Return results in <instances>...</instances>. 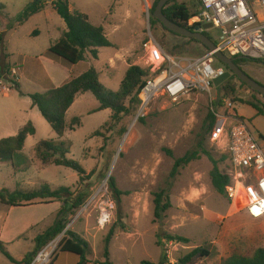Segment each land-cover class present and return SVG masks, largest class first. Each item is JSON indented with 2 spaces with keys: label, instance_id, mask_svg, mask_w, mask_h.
<instances>
[{
  "label": "rangeland",
  "instance_id": "rangeland-1",
  "mask_svg": "<svg viewBox=\"0 0 264 264\" xmlns=\"http://www.w3.org/2000/svg\"><path fill=\"white\" fill-rule=\"evenodd\" d=\"M67 1L74 9L86 14L92 24L102 26L106 37L114 45L113 49H100L98 60L87 61V68L94 67L102 72L100 81L111 91L118 90L127 67L137 65L148 68L152 52L151 48H147L150 42L182 58H199L206 53V49L200 43L175 36L160 24H150L156 0ZM194 1L175 0L174 3L187 4L190 10L195 11L192 9ZM20 6L16 1L7 5L5 10L0 9V27L12 24L16 28V18L12 17L20 10ZM46 13L47 21L51 23L50 27L56 25V21L63 23V20L51 10H47ZM37 21L30 20L18 27L10 42L8 39L13 32L10 26L8 30L0 31V62L3 52L9 54L6 65L9 64L10 68L16 67L20 60H25L19 91L9 81L3 80V86L9 89V92L6 96L0 91V140L14 136L21 126L32 122L33 118L36 133L26 140L24 151L20 154L22 157L27 158L26 160L33 158V146L40 141L51 140L55 143L69 144L68 158L78 162L85 171L91 170L90 179L87 180L85 177L79 181V176L70 169L57 166L42 168L35 162L24 174L16 176V183L24 190L39 188L47 182L52 184V189L67 187L71 193L85 194L87 202L103 185L106 186L115 204L109 225L99 230L93 224L92 220L96 217L94 204L81 214L86 202L69 216L66 223L65 229L73 231L74 224L71 226L68 224L79 214L76 219L84 220V226L89 227L95 234L91 242L94 249L91 258L101 256L105 238L111 230L112 238L116 233V236L111 238L109 247L110 261L113 264H139L148 258L156 259L160 256V248L157 245L160 243L164 254L163 243L167 241V237H182L188 240V243L174 242L173 247L169 248L171 258L176 261L198 247L209 251L208 258L201 261L203 258L195 257L192 264H220L221 260L230 254L226 251L227 245H235L238 237L264 239V216L257 219L249 215L244 206L241 188L234 203L213 189L210 180L213 166L205 154H209L217 161L221 172L231 174L229 162L223 155L226 153L225 150L217 148L207 138L209 127L207 114L220 99L236 102L232 112L242 116L255 141L264 151L262 139L264 117H256L254 111L246 105L249 102L264 104L263 97L241 85L236 79H232L226 89L222 88V84L218 87L212 86L209 93L190 92L177 102L156 99L149 106L146 116L135 123L133 106L127 103L130 113L123 116L119 123L110 122L99 131V136L94 137L92 134L107 122L110 111L89 114L98 104L91 93H86L76 100L66 115L67 122L73 117H79L80 126L58 138L39 111L32 107L30 99L25 94L40 93L43 90V86L35 82L41 75L42 68L35 65L41 59L39 54L42 52H38L47 46L51 33L43 22ZM208 35L215 41L218 33L210 29ZM22 48L27 49L29 53H24L26 50L21 51ZM115 52L119 53L121 58L118 64H115L113 76L104 69V65L107 63L108 66L111 65L108 60ZM153 56L155 57L154 53ZM42 58H45L44 55ZM213 67L223 66L214 59ZM82 68L83 64L78 69ZM223 69L225 70L224 67ZM240 69L264 86V62L261 64L249 61L241 64ZM231 87L234 88V93L230 92ZM46 88L50 87L47 85ZM106 133H109V137H106ZM193 151L199 153V158L185 166H179L173 172L175 161ZM13 170L10 163L5 162V165L0 163V196L13 189L11 186ZM109 178L114 180L116 188L121 192L118 200L114 199L109 191ZM160 191L166 192L170 207L161 213L159 219H155L154 194ZM165 196L161 205L166 203ZM2 203L10 207L0 199V204ZM8 208L0 206V224L8 226L9 232L17 231V228L28 222L39 223L38 227L34 228L35 231L41 226L54 223L56 218L53 219L51 216L53 206L15 208L9 211ZM87 216L90 217L85 218ZM33 231L28 232V235L31 236ZM157 239L160 241L155 245ZM29 244L26 240H20L5 248L12 257L20 259L31 250L28 248ZM221 248L226 249L222 251ZM56 256L58 251L50 262ZM67 256L69 258L59 257L56 264H71L70 258L74 261V256ZM0 264L12 263L0 253Z\"/></svg>",
  "mask_w": 264,
  "mask_h": 264
},
{
  "label": "trees",
  "instance_id": "trees-1",
  "mask_svg": "<svg viewBox=\"0 0 264 264\" xmlns=\"http://www.w3.org/2000/svg\"><path fill=\"white\" fill-rule=\"evenodd\" d=\"M157 2L158 0L155 1L153 10ZM174 2L175 0H171L165 5L163 8L164 16L181 27L193 30V27L187 26V22L199 12L200 0H195L192 4V9H195V11L190 10L187 4H176ZM48 3L52 6L56 14L64 21L66 31L56 43L49 47L46 56L59 59L66 65L74 66L85 60L86 52L89 53L92 59L96 60L98 59L99 49L113 48V45L107 39L103 28L100 26H94L86 14L72 9L67 0H29L22 12L16 17V23L18 25L24 24L30 17L44 9ZM0 9H3L2 5H0ZM150 24L155 25L160 23L152 17ZM204 34L211 39L207 32H204ZM188 40L196 42L193 39ZM170 55L175 54L172 52ZM249 61L251 60L237 58L235 64L240 68L241 64ZM257 63L262 64V62ZM150 68V66H148L147 69L137 65L129 66L120 82L119 89L114 92L102 85L99 80V73L91 67L79 76L72 78L61 87L50 89L44 93L29 94L28 98L32 103V107H35L39 111L42 118L47 122L52 131L58 137H62L67 129L65 122L66 111L73 104L74 99L78 94L89 92L99 104L97 111L110 110L111 112L110 121L104 126L106 127L110 122L119 123L123 116L130 113L127 103L133 106V114L135 115L139 102L137 99V92L144 85L146 79L151 75ZM225 70H227V68H225ZM232 79L237 80L235 76H231L227 82L225 81L222 83V88L226 89L229 85V81ZM12 83L17 87L16 81L13 80ZM239 83L245 86L243 83ZM229 90L231 93H234L235 91L233 87ZM231 102L236 103L234 101ZM220 103L221 99L218 100L215 105H219ZM246 105L254 110L256 117H264V104L249 102L246 103ZM77 121V119H72L71 126ZM207 121H209L207 132V138L209 140V132L214 121L211 112L207 114ZM34 133L35 130L29 122L17 133L16 136L1 139L0 163H10L15 170H18L20 166L26 168L29 165V162L20 154L26 138L34 135ZM93 135L99 136L100 133L99 131H96ZM262 139H264V137H262ZM69 148V144L42 141L35 146L34 152L36 159L44 166L54 165L70 169L79 176L80 181L85 177L87 180L90 179L92 175L91 172L86 175V172L78 162L68 158L70 153ZM205 154L213 166L210 172V180L213 189L217 194L221 196L224 195L227 198L226 188L233 180L232 167L229 163V167L232 171L231 174L221 172L218 169L217 161H215L209 154ZM223 155L227 159V155ZM198 158L199 153L197 151L187 153L185 156L175 161L173 172H175L176 168L179 166H185ZM108 188L112 197L118 200L121 192L116 188L112 178L108 179ZM165 194V191H160L159 193L154 194L153 216L155 219H159L161 213L170 207L168 196L166 197ZM164 196L166 198V203L161 205ZM86 198L87 196L85 194L71 193L69 188L60 187L56 190H51L48 185H43L36 190L22 191L20 189H15L13 192H4L3 196H0V199L10 207H26L35 204V201H39L41 204L57 201L61 202L62 206L58 211L52 226L34 238L33 250L27 253L21 262L15 261L2 243H0V253L12 264H32L37 254L65 230L68 217L73 215L74 212L86 202ZM112 235L113 232L111 230L105 238L103 248L104 261L101 264H112L109 260L108 249ZM166 240L177 243H188V240L182 237H167ZM158 246H160V243H158ZM57 251L58 254L65 253L77 257L79 260L76 264H86V256L88 252H90L87 242L78 234L69 230L64 233ZM209 256L210 253L206 248L198 247L193 249L183 258L179 259L177 263L192 264L195 257L207 258ZM56 258L57 256L48 264H53ZM166 262V257L163 256L161 264H166ZM140 264L153 263L142 261ZM220 264H264V249L258 248L250 257L232 254Z\"/></svg>",
  "mask_w": 264,
  "mask_h": 264
},
{
  "label": "built area",
  "instance_id": "built-area-1",
  "mask_svg": "<svg viewBox=\"0 0 264 264\" xmlns=\"http://www.w3.org/2000/svg\"><path fill=\"white\" fill-rule=\"evenodd\" d=\"M208 24L218 33L213 41L216 51L230 59L264 62V0H200V10L188 20L187 26L208 33L210 29L202 30V26ZM147 48L152 49L149 58L151 63L148 65L151 75L137 92L139 102L134 123L146 116L149 106L156 99L177 102L190 92L209 93L213 80L225 71L223 67H213V52L206 51L199 58H182L166 53L153 42ZM18 74V66L10 68L5 78H0V90L8 92L3 80L13 85L12 81L17 80ZM233 107L234 103L229 99H221L219 105L212 107L214 121L209 142L225 150L233 170V180L226 188L227 199L234 203L241 188L247 212L251 217L259 218L264 216V151L255 141L244 119L232 112ZM91 204L95 205L96 227L103 230L110 224L115 210L114 201L105 185L84 204L81 214ZM77 217L79 214L68 226L74 224ZM66 231L48 243L32 264H48ZM173 243H163L167 264H178L171 258L169 251Z\"/></svg>",
  "mask_w": 264,
  "mask_h": 264
},
{
  "label": "crops",
  "instance_id": "crops-1",
  "mask_svg": "<svg viewBox=\"0 0 264 264\" xmlns=\"http://www.w3.org/2000/svg\"><path fill=\"white\" fill-rule=\"evenodd\" d=\"M16 1H18L19 3H20V10L15 14V16H13L12 18H16L21 12H22V10L24 9V7L28 4V2H29V0H0V5H2L3 6V9L5 10V8H6V6L7 5H9V4H11V3H13V2H16ZM70 5V4H69ZM70 7L72 8V9H74L71 5H70ZM47 10H51L54 14H56V12L53 10V8H52V6L48 3L47 4V6H45L44 7V9H42L39 13H37V14H35L34 16H32V17H30L25 23H27V22H29L30 20H38L37 22H43V24H44V26L47 28L48 27V30H49V32L51 33V38L49 39V43L47 44V46L45 47V48H43V50L42 51H39L38 53H41V54H39V58L41 57V59H40V61L38 60V62H37V64L35 65V67H38V68H42V70H41V75H39V77L38 78H36V80H35V82L36 83H40L42 86H43V90H42V92H40V93H44V92H46V91H48V90H50V89H53V88H58V87H61L62 85H64V84H66L68 81H70L72 78H75V77H77V76H79L80 74H82L83 72H85V71H87L89 68H91V67H89V68H87V61L88 60H90V59H92L91 57H90V55H89V53L88 52H86V54H85V60L84 61H82V62H80V63H78V64H76V65H74V66H70V65H66L65 63H63L61 60H59V59H55V58H51V57H48V56H46V52H47V50L49 49V47L51 46V45H53L54 43H56L60 38H61V36H62V34L66 31V25H65V23H64V21H63V23H59L58 21H56V25H54L53 27H50V25H51V23H49L47 20ZM74 10H76V9H74ZM76 11H78V10H76ZM80 12V11H79ZM82 13V12H81ZM58 16V15H57ZM59 17V16H58ZM35 18H37V19H35ZM89 18V17H88ZM62 20V19H61ZM90 20V19H89ZM9 21H11L10 19H9ZM91 22V21H90ZM24 23V24H25ZM24 24H22V25H24ZM22 25H18L17 23H16V28H14V26L12 25V24H10L9 26H10V28H11V30H13V32L10 34V37H9V39H8V42H10L11 41V39L13 38V36H15V34H16V32H17V30H18V27H20V26H22ZM94 25V24H93ZM9 26H5V27H0V31H4V30H8V27ZM94 26H96V25H94ZM100 27H102V26H100ZM103 28V27H102ZM104 30V29H103ZM105 33V32H104ZM106 35V34H105ZM108 39V38H107ZM112 44V43H111ZM113 45V44H112ZM113 47H114V45H113ZM8 49L10 50V48H9V46H8ZM111 49H113V48H111ZM24 50H26V51H24ZM100 50V49H99ZM14 51V50H13ZM21 51H24V53H29V51L27 50V49H25V48H22L21 49ZM12 53H14V52H12ZM12 53H10V54H12ZM8 55L9 54H5V52H3V54H2V60H1V62H0V78H5V74L8 72V70L10 69V67H9V64H8V66L6 65V59H7V57H8ZM42 55H44V57L45 58H42ZM35 57L37 58V56H36V54H35ZM98 57H99V53H98ZM119 58H121V55L119 54V53H117V52H115L114 54H113V56H112V58H109V60H108V62H111V65L110 66H108V64L109 63H107V64H105L104 65V69L105 70H107L109 73H111L113 76H114V74H115V72H114V70H115V64L117 63L118 64V61H119ZM92 60H95V59H92ZM96 60H98V59H96ZM42 62H44V63H42ZM9 63V62H8ZM19 64L17 65L18 67H19V74H21V76L20 75H18L17 76V80H16V84H17V87H15L14 86V84H13V86H14V88L15 89H18V91H19V83H20V77H23V71L25 70V60H20L19 62H18ZM81 64H83V66H84V68H82V69H78L79 68V66L81 65ZM92 68H94V67H92ZM129 67H127L126 68V70L128 69ZM95 69V68H94ZM55 70V71H54ZM98 73H99V80H100V77H101V74H102V72H100V71H98L97 69H95ZM126 70L124 71V74H125V72H126ZM7 71V72H6ZM5 73V74H4ZM124 74H123V76H124ZM122 79H123V77H122ZM121 79V80H122ZM8 81V80H7ZM101 82V81H100ZM121 82V81H120ZM47 85H48V87H50V88H46L47 87ZM103 85V84H102ZM119 86H120V84H119ZM106 88V87H105ZM119 89V88H118ZM1 91V90H0ZM2 92H4V91H2ZM9 92V91H8ZM8 92H4L5 93V95L7 96V93ZM87 93H89V92H87ZM26 95H27V97H28V95L29 94H34V93H30V92H26L25 93ZM84 94H86V93H84ZM84 94H78L76 97H75V99H74V102H73V104L70 106V108L66 111V113H65V122H66V125H67V129H66V131L64 132V134L67 132V131H72V130H74V129H76L77 127H79L80 126V124H81V120H80V118L79 117H73L72 119H77L78 121L75 123V124H73V126H71V121H72V119L69 121V122H67L66 121V115H67V113L71 110V108L75 105V103H76V100L79 98V97H81V96H83ZM97 104H98V102H97ZM31 105H32V103H31ZM98 107H99V104L95 107V109H93L92 111H90L89 112V114H93V113H97V112H100V111H97V109H98ZM33 108H35V107H33ZM103 112L104 111H106V110H102ZM108 111H110V110H108ZM254 111V110H253ZM255 113V112H254ZM255 116H256V114H255ZM110 117H111V112H110V114H109V116H108V120H107V122H105L104 123V125L100 128V130H97V131H101V129H104V126H105V124L106 123H108L109 121H110ZM242 117V116H241ZM32 122L34 123V125H35V120L32 118ZM32 122H30L31 124H32V126H33V128H34V130H35V133H36V129H35V127H34V125H33V123ZM27 123H29V122H27ZM27 123H25L23 126H21V128L18 130V132L27 124ZM17 132V133H18ZM96 132V131H95ZM17 133L14 135V136H16L17 135ZM34 133V134H35ZM110 133V132H109ZM109 133H106V137H109ZM94 134V133H93ZM92 134V135H93ZM102 134V133H101ZM56 135V134H55ZM31 136H33V135H31ZM31 136H28L27 138H26V140L29 138V137H31ZM57 136V135H56ZM64 136V135H63ZM62 136V137H63ZM94 136V135H93ZM9 137H13V136H9ZM58 137V136H57ZM95 137V136H94ZM58 138H61V137H58ZM103 140H104V138L103 137H101ZM26 140H25V142H26ZM51 141V140H50ZM25 142H24V146H23V149H22V151H21V153L24 151V147H25ZM40 142H42V141H40ZM54 142V141H53ZM39 143V142H38ZM38 143H36L34 146H33V155H34V157L33 158H31V159H29L28 158V162H29V166L27 167V168H22L21 166H20V168H18V170H13V175H12V182H11V186H12V188L13 189H11L10 191L11 192H13V191H15V189H20V190H22V191H29V190H36V189H39V188H34V189H22L21 187H20V185L18 184V183H16V176L17 175H19V174H24L29 168H30V166L33 164V163H38L42 168L43 167H49V166H54V165H49V166H44V165H42L37 159H36V157H35V152H34V149H35V146L38 144ZM69 155H70V153H69ZM68 155V156H69ZM88 157H90V155H87ZM86 156V157H87ZM25 158V157H24ZM27 159V158H26ZM7 164H9V163H7ZM3 165H5V163H3ZM96 165V164H95ZM94 165V166H95ZM97 166H98V164H97ZM57 167H60V166H57ZM83 168V167H82ZM96 168V167H95ZM85 171V170H84ZM90 171L91 170H89V171H85L86 172V175H88L89 173H90ZM76 174V173H75ZM70 177H71V175H69ZM73 176V175H72ZM73 178H75L74 176H73ZM79 181H80V179H79ZM78 181V182H79ZM43 185H48L49 187H50V189L51 190H56V189H52L51 187H52V184H49V183H44V184H42V186ZM8 187V186H7ZM9 188V187H8ZM67 188V187H66ZM10 189V188H9ZM0 206H2L3 208H8V207H6V205H4L3 203L2 204H0ZM46 206H53L54 207V210H53V212L51 213V216L53 217V219L56 217V215H57V213H58V211L60 210V208H61V206H62V203L61 202H57V201H55V202H49V203H47V204H41V203H39V201H35V204H33V205H30V206H26V207H9L8 208V211L10 210V209H15V208H36V207H46ZM90 216H87V217H85V218H89ZM68 219H69V217H68ZM95 219H96V217H94L93 218V220H92V222H93V224H95L96 225V222H95ZM258 219V218H257ZM54 221V220H53ZM36 222H28V223H26V224H24V225H22L21 226V228H17L18 230L17 231H8L9 230V227L8 226H6V225H3L2 223V225L0 224V226H2L1 228H0V243H2V245L4 246V247H6V246H8V245H10V244H14V243H16V242H18V241H20V240H26L27 242H29L30 244H29V247L28 248H31V250H28V252H26L25 254H23V257L22 258H20V259H16V258H14V257H12L15 261H17V262H21L22 260H23V258H24V256L27 254V253H29V252H31L32 250H33V247H34V243H33V240H34V238L37 236V235H39V234H41V233H43L46 229H48L49 227H51L52 226V223L49 225V224H47V225H44V226H41L40 227V229H36L35 231H33L34 230V228H37L38 227V225H39V223L38 224H35ZM88 224V223H87ZM86 225V224H85ZM30 231H33L32 233V235L31 236H29L28 235V232H30ZM73 231L76 233V234H78L81 238H83L86 242H87V244H88V247H89V251H91V252H88V254H87V256H86V260H87V263L86 264H101L103 261H104V259H103V252L101 253V256L100 257H98L97 255L94 257V258H91V255L93 254V252H94V249L92 248V241L94 240V237H95V234H93L92 233V231H91V229H89V227H85L84 226V220H82V219H78L77 221H75V223H74V229H73ZM128 233H130V232H128ZM128 233H126V234H128ZM116 236V233L114 234V236H113V238ZM112 238V239H113ZM112 239L110 240V243H109V246H108V249H109V247H110V244H111V241H112ZM242 239V237H238L237 238V241H236V244L235 245H227L228 246V250H226V251H229L230 252V254H229V256H231L232 254H239V255H243V256H247V257H250V256H252V254L254 253V251L255 250H257L258 248H262V249H264L263 248V246H264V239L261 237V238H256V239H254V238H248V237H243V239ZM160 241V240H159ZM158 241V239H157V241H155V245H157L156 243H158L159 242ZM238 241H240V242H238ZM238 242V243H237ZM158 246V245H157ZM159 248H160V256H158L156 259H151V258H148V260H142V261H149V262H151V263H153V264H161V261H162V258H163V253H162V250H161V247L160 246H158ZM223 249H226V248H221V250L223 251ZM7 250V249H6ZM220 250V251H221ZM225 251V252H226ZM171 253V252H170ZM10 254V253H9ZM11 255V254H10ZM67 255H69V254H65V253H60V254H58V256H57V258H56V260H55V262L53 263V264H56V262H57V260L59 259V257H62V256H65L64 258H69ZM12 256V255H11ZM70 257H73L72 255H69ZM229 256H227L226 258H224V259H222L221 260V262L223 261V260H225V259H227ZM110 257H111V252H110V249H109V260H110ZM74 258V261L72 260V258H70V260H71V264H76L77 262H78V258L77 257H73ZM208 258V257H207ZM77 259V260H76ZM204 260V258L203 259H201V261H203ZM142 261H140V262H142ZM200 260H199V262H201ZM111 262V261H110ZM220 262V263H221ZM112 263V262H111ZM113 264V263H112ZM140 264V263H139ZM167 264V263H166Z\"/></svg>",
  "mask_w": 264,
  "mask_h": 264
},
{
  "label": "water",
  "instance_id": "water-1",
  "mask_svg": "<svg viewBox=\"0 0 264 264\" xmlns=\"http://www.w3.org/2000/svg\"><path fill=\"white\" fill-rule=\"evenodd\" d=\"M169 1L171 0H158L153 10L154 19H156L160 23V25L168 32L183 37L185 39H193L196 42L200 43L206 49V51L213 52L214 58L222 66L227 68V70H225L221 76L213 80V86L218 87L226 80H228L231 76H235L239 82L243 83L247 88L264 98V86L254 81L248 75H246V73H244L235 64L237 58L230 59L219 51H216V46L214 42L198 28L189 30L188 28L181 27L175 24L164 16L163 8ZM209 29H211V25L209 24L202 26V30L204 31ZM161 233L162 231H160L159 235H161Z\"/></svg>",
  "mask_w": 264,
  "mask_h": 264
}]
</instances>
